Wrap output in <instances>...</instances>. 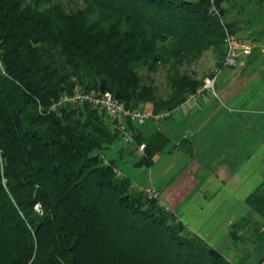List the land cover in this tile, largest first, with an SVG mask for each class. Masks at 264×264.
<instances>
[{"label":"trees","instance_id":"obj_1","mask_svg":"<svg viewBox=\"0 0 264 264\" xmlns=\"http://www.w3.org/2000/svg\"><path fill=\"white\" fill-rule=\"evenodd\" d=\"M226 29L262 42L264 0H0V264H231L107 161L122 135L104 111L51 109L80 87L172 112L204 86L190 70L207 52L224 67ZM161 70L167 96L152 80ZM125 123L151 166L169 139ZM247 203L234 229L261 241L263 186Z\"/></svg>","mask_w":264,"mask_h":264},{"label":"crops","instance_id":"obj_2","mask_svg":"<svg viewBox=\"0 0 264 264\" xmlns=\"http://www.w3.org/2000/svg\"><path fill=\"white\" fill-rule=\"evenodd\" d=\"M134 124L143 138L161 132L169 139L154 162L167 154L175 166L165 182L132 177L118 168L120 176L157 190L177 219L231 264H264V237L258 241L251 225L234 229L251 215L248 198L264 188V88L259 90L256 78L242 68L226 75L219 95L207 92L166 119Z\"/></svg>","mask_w":264,"mask_h":264},{"label":"rangeland","instance_id":"obj_3","mask_svg":"<svg viewBox=\"0 0 264 264\" xmlns=\"http://www.w3.org/2000/svg\"><path fill=\"white\" fill-rule=\"evenodd\" d=\"M186 1L197 2L199 0H186ZM233 1L235 2L237 6H240L241 4L245 5L247 3V0H240L242 1L241 4L239 0H233ZM248 35H249L248 32L247 33L239 32L238 35H236V38L248 44L252 48V54L257 53L259 55V58H258L259 60L258 62H256L257 66H251L248 60H246V64L244 66H240L242 59H244V57H242L235 67H223L221 69L220 74L217 75V86L214 90L217 95H219L220 85L225 83L226 75L232 74V73H240L242 71V68L245 71L248 70L250 77L256 78L259 90L264 88V63H263L264 62V40L260 43H253V39L248 38L249 37ZM253 35L256 36L255 33ZM217 64H218V57L215 55V53H212L211 51H209L201 58L199 62H197L196 64L192 66L190 71L192 73H195L196 77H198L199 79L206 81L207 79H210L215 75L216 70L218 69ZM143 73L146 75L145 72ZM152 80L154 81L155 85L158 87L159 93L162 96H167L170 94L171 89L168 85L166 73L163 70H161L158 74L153 75ZM131 146L132 145L127 144L123 140V137L120 136L111 146L108 147V149L104 151V155L109 161L116 162L118 168L124 174H129L132 177H135L134 175L135 173L137 174V176H139L138 178L140 179L141 178L145 179V178L154 176V178L160 182L167 181V177H169L167 175L169 169L175 166V163L172 166L173 156H169L167 154L163 156H158L155 159V162H154L155 164L149 167L145 165L139 166L138 162L142 159V155L139 152H133ZM121 153L123 154L122 156H120ZM141 182L143 183L144 180H142Z\"/></svg>","mask_w":264,"mask_h":264},{"label":"built area","instance_id":"obj_4","mask_svg":"<svg viewBox=\"0 0 264 264\" xmlns=\"http://www.w3.org/2000/svg\"><path fill=\"white\" fill-rule=\"evenodd\" d=\"M212 3L214 0H211ZM212 12L218 14L215 6L212 7ZM226 34L224 37V45L226 47V58L224 60V67H235L242 57H247L252 54V48L238 40L236 37L232 36L226 29ZM221 69H217L215 75L207 79L203 87L199 88L194 94L189 96L188 102L192 101L198 97H203L207 92H211L214 96L215 85L217 81V75H219ZM89 104L93 109H99L105 112L108 120L117 129L118 133L122 135L123 140L133 147L137 148L139 151L144 152L146 145L138 144L134 133L126 126V121H131L139 125L144 124L149 120H163L168 118L172 113L180 110L181 107L175 109L172 112H167L160 115H151L145 111L132 110L126 107V105L118 100L112 93L106 92L103 94L87 93L80 87H76L71 95L65 94L60 99L55 102L52 106V110L65 105L74 104ZM139 190L140 193L144 194L150 200H156L159 205L166 211L174 213V211L163 203L160 193L153 187H138L134 186Z\"/></svg>","mask_w":264,"mask_h":264}]
</instances>
